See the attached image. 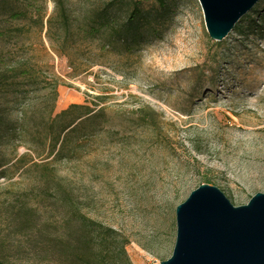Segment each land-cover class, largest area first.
Listing matches in <instances>:
<instances>
[{
    "label": "rangeland",
    "instance_id": "374dc122",
    "mask_svg": "<svg viewBox=\"0 0 264 264\" xmlns=\"http://www.w3.org/2000/svg\"><path fill=\"white\" fill-rule=\"evenodd\" d=\"M134 1L135 41L85 72L35 50L59 77L53 104L51 70L15 107L2 88L4 123L38 107L24 145L0 138V264H158L173 249L175 207L200 184L236 206L264 193V0L221 41L198 0ZM70 104L93 113L62 132L52 118ZM73 112L61 123L86 111Z\"/></svg>",
    "mask_w": 264,
    "mask_h": 264
},
{
    "label": "trees",
    "instance_id": "16d2710c",
    "mask_svg": "<svg viewBox=\"0 0 264 264\" xmlns=\"http://www.w3.org/2000/svg\"><path fill=\"white\" fill-rule=\"evenodd\" d=\"M50 1L53 7L48 14L47 0H0V41L15 37L19 49H0V92L2 88L11 92L12 107L23 103L28 88L50 77L48 70H51L52 78L47 96L51 98L52 104L57 98L59 77L52 72V64L35 55L36 49L48 58L56 56L76 73L85 72L99 64V56L120 40L135 41L133 31L140 10L134 0H110L103 5L87 0ZM156 2L163 5L164 0ZM124 5L127 6L125 9ZM31 35L35 37L36 44L30 41ZM25 46L27 49H24ZM37 107L36 101L23 104L15 120L5 123L4 110L0 109V138L6 137L12 141L20 138V144L24 145L21 139L26 137L27 125ZM81 108L86 112L72 115L67 123H61L64 117ZM52 110L53 106L49 111L50 116ZM92 111L88 106L70 104L52 119L55 122L60 120V131L63 132L78 119L91 115ZM64 143H61L57 154L61 152ZM16 147L13 151L17 150ZM3 169H0V176L5 175Z\"/></svg>",
    "mask_w": 264,
    "mask_h": 264
},
{
    "label": "water",
    "instance_id": "95a60500",
    "mask_svg": "<svg viewBox=\"0 0 264 264\" xmlns=\"http://www.w3.org/2000/svg\"><path fill=\"white\" fill-rule=\"evenodd\" d=\"M259 0H198L206 32L221 41ZM171 255L158 264H264V193L233 205L203 183L175 207Z\"/></svg>",
    "mask_w": 264,
    "mask_h": 264
}]
</instances>
